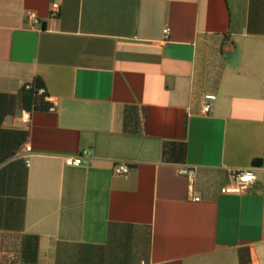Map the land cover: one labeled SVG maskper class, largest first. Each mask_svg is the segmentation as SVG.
I'll use <instances>...</instances> for the list:
<instances>
[{
    "label": "crops",
    "instance_id": "1",
    "mask_svg": "<svg viewBox=\"0 0 264 264\" xmlns=\"http://www.w3.org/2000/svg\"><path fill=\"white\" fill-rule=\"evenodd\" d=\"M263 173L264 0H0V264H264Z\"/></svg>",
    "mask_w": 264,
    "mask_h": 264
},
{
    "label": "built area",
    "instance_id": "2",
    "mask_svg": "<svg viewBox=\"0 0 264 264\" xmlns=\"http://www.w3.org/2000/svg\"><path fill=\"white\" fill-rule=\"evenodd\" d=\"M59 6L58 5H53L52 6V15L56 17L59 14ZM29 18L31 21H33L35 24H38V19L36 15L29 13L28 14ZM169 30H165L164 34L165 37L168 38L169 35ZM30 89V86H27V90ZM39 95L44 94V90H40ZM214 96H208L205 98L204 104H203V114L204 115H210L213 113V108H212V102L215 101ZM57 104H52L49 111L53 112L56 108ZM27 153L31 152V148L27 147L25 149ZM92 158V153L91 151H83L80 156L76 158H71L67 160V165L70 167H88L90 165ZM29 164V162H28ZM129 173V169L125 164L118 165L115 170L114 174L117 176H126ZM180 174L183 176H187L189 178L194 177V171L191 169H182L180 171ZM232 180L233 184L230 186H227L222 189L221 193L223 195H242L249 189H251L259 180L258 175L255 172V169L253 170H244V171H236L232 174ZM263 180H264V173H263ZM195 201H199V199H196Z\"/></svg>",
    "mask_w": 264,
    "mask_h": 264
},
{
    "label": "trees",
    "instance_id": "3",
    "mask_svg": "<svg viewBox=\"0 0 264 264\" xmlns=\"http://www.w3.org/2000/svg\"><path fill=\"white\" fill-rule=\"evenodd\" d=\"M27 86L30 89L27 90ZM44 90L43 95H39V91ZM21 95L23 99V106L27 113H32L34 111H45L49 109V106L44 103L46 97L45 94V84L41 78H36L32 84L25 85L21 90ZM262 162L260 160H255L253 166L259 168Z\"/></svg>",
    "mask_w": 264,
    "mask_h": 264
}]
</instances>
